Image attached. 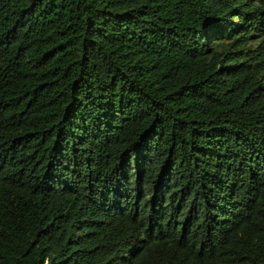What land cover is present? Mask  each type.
<instances>
[{
  "label": "trees",
  "instance_id": "16d2710c",
  "mask_svg": "<svg viewBox=\"0 0 264 264\" xmlns=\"http://www.w3.org/2000/svg\"><path fill=\"white\" fill-rule=\"evenodd\" d=\"M0 264H264V0H0Z\"/></svg>",
  "mask_w": 264,
  "mask_h": 264
}]
</instances>
